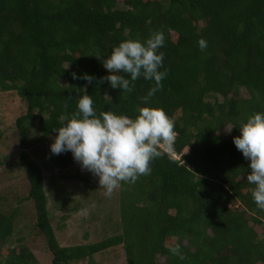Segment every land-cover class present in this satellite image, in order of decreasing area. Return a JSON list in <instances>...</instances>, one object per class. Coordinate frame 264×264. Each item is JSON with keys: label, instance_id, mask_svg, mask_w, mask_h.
Listing matches in <instances>:
<instances>
[{"label": "trees", "instance_id": "1", "mask_svg": "<svg viewBox=\"0 0 264 264\" xmlns=\"http://www.w3.org/2000/svg\"><path fill=\"white\" fill-rule=\"evenodd\" d=\"M153 31L165 35L159 51L167 76L144 104L154 82L141 77L131 93L112 89L101 79L109 74L101 60L122 40L143 41ZM73 73L92 75L93 82ZM85 88L98 113L134 117L140 107L163 109L176 138L171 153L158 146L150 174L118 187L115 234L64 247L51 224L42 169L27 149L34 123L43 137L56 135L59 117L77 110ZM9 92L27 107L15 123L17 161L51 264H100L95 257L113 249L123 251L126 264H264V211L242 178L250 172L248 161L233 138H223L227 127L238 136L241 121L264 112V0H0V93ZM66 154L54 155L53 165L64 168ZM68 179L92 193L68 194ZM96 180L53 179L52 206L63 212L59 230L86 210V196L96 193L88 182ZM93 203L104 204L101 198ZM16 216L0 206V264H38L21 242L7 248ZM175 243L185 259L170 253Z\"/></svg>", "mask_w": 264, "mask_h": 264}, {"label": "clouds", "instance_id": "2", "mask_svg": "<svg viewBox=\"0 0 264 264\" xmlns=\"http://www.w3.org/2000/svg\"><path fill=\"white\" fill-rule=\"evenodd\" d=\"M198 43L201 50L207 47L203 39ZM164 45L163 31H153L143 41L131 37L122 40L102 58L101 63L109 74L101 79L124 93H131L134 82L141 77L153 81L155 87L143 100L147 104L148 97L162 88L167 76V70H160L164 53L159 50ZM72 76L88 84L94 79L87 73L82 77L75 73ZM82 90L76 101L77 110L59 117L61 126L54 130L56 135L50 151L53 155L70 152L73 160L96 177L110 197L123 183H134L140 176L150 174V163L161 155L159 145L166 153L174 151V121L163 109L147 106L138 108L134 117L112 111L98 113L86 88ZM238 130L240 134L233 137V144L248 161L250 169L242 178L253 186L249 189L253 202L264 211V112L250 114L240 122ZM169 251L185 259L178 243L170 245Z\"/></svg>", "mask_w": 264, "mask_h": 264}, {"label": "rangeland", "instance_id": "3", "mask_svg": "<svg viewBox=\"0 0 264 264\" xmlns=\"http://www.w3.org/2000/svg\"><path fill=\"white\" fill-rule=\"evenodd\" d=\"M27 107L24 101L15 93H0V206L2 210L10 213L15 211L16 229L13 237L7 242V248H12L19 242L32 254H34L38 264H51L52 256L48 251L44 237L39 233L35 222L34 205L27 199L28 183L23 169L18 164L20 153L19 135L16 129V120L26 114ZM227 127L223 131V138L231 141L234 133ZM238 133L237 135H239ZM55 136V135H54ZM51 137H43L38 131L35 122L30 132L28 152L42 169L45 179V187L48 195L49 210L51 213V224L56 230L59 243L64 246H76L81 244L95 243L105 236L115 234L113 226L118 220V205L116 190L109 197L96 180L93 184L88 182L91 187H96V193L86 202V210L77 215H73L64 222V228L59 230L57 227L62 223L63 212L55 209L53 205L52 192L56 187L52 183L53 179L60 174L67 176L79 175L85 179H93L90 172L82 170L80 165L73 160L72 154L67 152V165L60 169L52 163L54 155L50 151V144L53 142ZM177 158V157H176ZM65 192L78 195L79 193H92L85 189L83 182L69 180L65 182ZM79 186V190H72L71 187ZM81 195V194H80ZM101 198L103 206L99 208L93 206L94 199ZM235 208L238 204H232ZM99 210H102L101 212ZM92 214V215H91ZM53 215V218H52ZM110 221H109V220ZM262 231L258 229V234ZM88 234L87 238L85 235ZM95 261L100 264H126L124 253L121 249H113L104 254L97 255ZM86 264V263H78Z\"/></svg>", "mask_w": 264, "mask_h": 264}]
</instances>
